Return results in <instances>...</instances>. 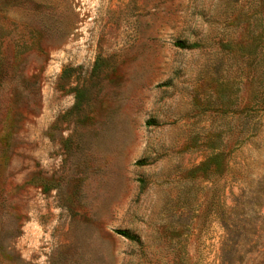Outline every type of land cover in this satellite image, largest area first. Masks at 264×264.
<instances>
[{
    "label": "rangeland",
    "instance_id": "374dc122",
    "mask_svg": "<svg viewBox=\"0 0 264 264\" xmlns=\"http://www.w3.org/2000/svg\"><path fill=\"white\" fill-rule=\"evenodd\" d=\"M0 264H264V0H0Z\"/></svg>",
    "mask_w": 264,
    "mask_h": 264
},
{
    "label": "trees",
    "instance_id": "16d2710c",
    "mask_svg": "<svg viewBox=\"0 0 264 264\" xmlns=\"http://www.w3.org/2000/svg\"><path fill=\"white\" fill-rule=\"evenodd\" d=\"M115 234L121 236L122 238H124V239H126V240H128L130 242L136 241V237L135 236H132V235L126 233V232L117 231V232H115Z\"/></svg>",
    "mask_w": 264,
    "mask_h": 264
}]
</instances>
